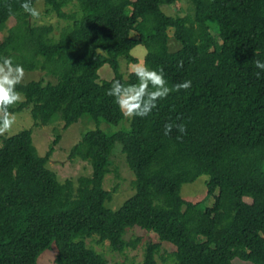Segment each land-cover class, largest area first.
I'll use <instances>...</instances> for the list:
<instances>
[{
  "label": "trees",
  "instance_id": "trees-1",
  "mask_svg": "<svg viewBox=\"0 0 264 264\" xmlns=\"http://www.w3.org/2000/svg\"><path fill=\"white\" fill-rule=\"evenodd\" d=\"M180 1L32 0L68 21L54 38L51 26L31 24L23 0H0V33L7 30L0 56L51 79L17 86L23 100L10 111L29 109L35 127L60 120L66 129L83 117L119 125L125 117L106 92L114 80L136 82L120 73L118 60L137 63L130 54L137 46L150 68H164L169 85L192 82L149 117L130 119L128 130L87 131L68 158L89 163L91 174L75 182H60L47 168L58 135L43 156L31 130L2 138L0 264H36L52 245L55 264H107L85 239L96 236L121 253L137 247L139 238L123 239L134 227L159 240L146 244L142 264H159L157 257L164 264H264V72L254 63L264 61V0H188L192 14L164 13ZM72 3L77 13H65ZM104 65L113 77L99 82ZM167 123L174 126L164 135ZM115 144L135 180L134 194L113 211L106 203L116 189L102 185ZM200 176L213 196L204 209L180 195ZM162 242L172 251L162 253Z\"/></svg>",
  "mask_w": 264,
  "mask_h": 264
},
{
  "label": "rangeland",
  "instance_id": "rangeland-1",
  "mask_svg": "<svg viewBox=\"0 0 264 264\" xmlns=\"http://www.w3.org/2000/svg\"><path fill=\"white\" fill-rule=\"evenodd\" d=\"M44 5L43 2L36 3L35 7L41 9V15L38 18H33L31 16V24L34 26H51L53 30L52 35L54 38H57L62 29L68 24V21L59 19L55 12H52ZM162 9L164 13L169 16H185L193 13V6L188 0L178 2L174 8L164 6ZM77 10L76 4L72 3L64 9V12L71 14L77 13ZM13 24L14 21L11 20L7 25V29ZM210 24H213V21H210ZM6 34L7 30L2 34L0 33V40H2ZM168 34L170 36L169 49L171 51H176L179 46L171 37L172 30H169ZM131 36L136 38L134 32ZM130 54L137 59V63H144L143 59L146 54L144 47L137 46L132 49ZM118 62L120 73L124 77L128 76L131 73L130 66L135 63H131L123 58H120ZM98 76L99 82L109 81L113 77V73L108 65H104L99 69ZM32 80H42L46 83L51 79L47 77L44 72L39 70L33 72L25 71L22 83H27ZM21 100H23L22 96L20 101ZM13 115L15 116V124L10 131L0 135V145L2 138L15 135L23 130H31L33 145L36 148L38 155L43 156L53 144L54 137L58 135L59 139L57 144L53 147L52 154L47 162V168L55 173L60 182L67 179L75 182L79 177L90 176L91 166L89 163L78 159L68 158L70 149L80 141L87 131L100 129L107 134H111L119 130H128L130 120L124 118L119 125L115 126L104 121L96 123L88 117H83L79 122L65 129L60 120H56L46 126L35 127L29 109L14 113ZM109 162V172L105 175L102 186L108 191H112L114 188L116 189L112 194L111 201L106 203L107 208L116 211L134 194L132 183L133 180H135V176L126 163L124 154L122 153L121 144H115L111 151ZM207 179L206 176H200L194 182L183 185L180 191L183 200L190 203L199 202L202 209L210 207L213 202V196L207 194ZM215 195H217V192H215ZM244 200L250 203L249 198H245ZM135 238L140 239L137 247L135 249L127 248L121 253L111 251L108 242L99 243L96 236L85 239V244L87 247L92 248L97 253L101 254L106 259L107 264H142L146 244L149 242L158 243L159 240L153 233H146L137 227L127 229L123 236V239L126 241L134 240ZM172 248L170 244L166 242L161 243L162 253L164 251H172ZM55 254L56 247L55 245H52L51 249L44 251L39 256L36 264H55ZM156 260L159 264H164L159 257H157ZM235 263L251 264L250 262L242 261L240 259L235 260ZM165 264L174 263L167 259Z\"/></svg>",
  "mask_w": 264,
  "mask_h": 264
},
{
  "label": "clouds",
  "instance_id": "clouds-1",
  "mask_svg": "<svg viewBox=\"0 0 264 264\" xmlns=\"http://www.w3.org/2000/svg\"><path fill=\"white\" fill-rule=\"evenodd\" d=\"M20 6L33 18L41 15V9L33 6L32 0H23ZM254 63L257 69L264 72V61L255 60ZM130 71L135 77V83L124 84L114 80L106 92L120 114L128 119L147 118L159 102L166 100L172 93L187 91L192 87L191 80L169 85L163 67L150 68L146 63H135L130 66ZM24 73V66L15 63L13 57L0 56V135L10 131L15 124V116L10 109L21 99L17 86L21 85ZM173 126V123L165 124L164 135H168ZM175 127L180 133L186 132L183 124Z\"/></svg>",
  "mask_w": 264,
  "mask_h": 264
}]
</instances>
